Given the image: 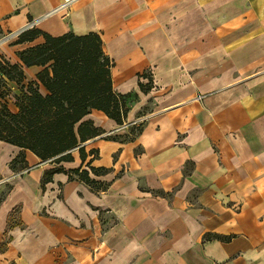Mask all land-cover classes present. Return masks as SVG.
Returning a JSON list of instances; mask_svg holds the SVG:
<instances>
[{
	"label": "crops",
	"instance_id": "0c3cea01",
	"mask_svg": "<svg viewBox=\"0 0 264 264\" xmlns=\"http://www.w3.org/2000/svg\"><path fill=\"white\" fill-rule=\"evenodd\" d=\"M62 2L0 0V38ZM37 29L100 35L114 91L132 95L125 122H143L133 135L94 110L85 163L0 141V264H264V0H79ZM16 40L0 61L44 42Z\"/></svg>",
	"mask_w": 264,
	"mask_h": 264
},
{
	"label": "trees",
	"instance_id": "16d2710c",
	"mask_svg": "<svg viewBox=\"0 0 264 264\" xmlns=\"http://www.w3.org/2000/svg\"><path fill=\"white\" fill-rule=\"evenodd\" d=\"M40 37L44 38L42 44L17 53L21 64L0 61V141L30 151L43 162H73L75 151L83 163L89 156L96 159L99 152H87L84 144L104 131L86 117L96 110L123 125L132 95L114 91L113 63L105 54L100 35L67 33L53 37L34 29L22 34L16 44L32 43ZM24 67L41 70L35 80H28ZM10 84L18 89L13 95L12 107L8 99L12 95ZM140 87L145 92L151 88L149 84H140ZM134 128L131 134H140L141 129ZM24 163L22 152L11 167L16 169ZM88 166L96 176L108 172L105 168L91 167L90 163ZM61 171L57 168L49 172L44 182ZM74 176L96 192H104L109 187L92 179L87 170H74L70 178Z\"/></svg>",
	"mask_w": 264,
	"mask_h": 264
},
{
	"label": "built area",
	"instance_id": "2783aa9c",
	"mask_svg": "<svg viewBox=\"0 0 264 264\" xmlns=\"http://www.w3.org/2000/svg\"><path fill=\"white\" fill-rule=\"evenodd\" d=\"M78 1L79 0H63L62 4L58 8H56L52 12L48 13L46 16L43 17V19L48 18V17L53 16V15H56V14H60V13H64V17H68L69 13L71 11L72 5L75 4ZM43 19L30 21L26 25V27H24L23 29H21V30L15 32V33H10L8 35H5V36L1 37L0 38V46L3 45V44L10 43L14 38L18 39L22 34L28 32V31L37 29L38 24ZM197 99L201 100V99H203V96L200 95ZM142 122H143V120L140 118V119H137V120H135V121H133L131 123L124 122L123 125H121V127L126 128V127H131V126H137V125H139ZM115 132L116 131H112V132H110V133H108L106 135H112V134L114 135ZM25 172H26V170L22 171L21 173H25ZM4 180L6 181V179H4Z\"/></svg>",
	"mask_w": 264,
	"mask_h": 264
},
{
	"label": "rangeland",
	"instance_id": "374dc122",
	"mask_svg": "<svg viewBox=\"0 0 264 264\" xmlns=\"http://www.w3.org/2000/svg\"><path fill=\"white\" fill-rule=\"evenodd\" d=\"M18 40V39H17ZM16 40V41H17ZM16 41L15 42H12L11 44H10V46H15L14 44H16ZM33 43H35V42H32L31 44H33ZM24 44H27V43H24ZM19 45V44H18ZM20 45H23V44H20ZM23 51V50H22ZM19 52H21V51H19ZM17 56H18V54H17ZM26 76H27V79L28 80H32V79H34V77L35 76H33V74L31 73V72H29V71H26ZM10 87H11V91H12V95L8 98L11 102H10V107H12V101H14V98H13V95H15V94H17L18 93V89H17V87H16V85L15 84H10ZM128 123V122H127ZM134 127H136V126H131V127H129V130L130 129H133ZM106 137L105 138H113L114 137V135L112 134V135H105ZM48 162H50V161H48ZM6 183H9V180L8 179H6V181H5ZM10 184V183H9ZM8 184V185H9Z\"/></svg>",
	"mask_w": 264,
	"mask_h": 264
}]
</instances>
